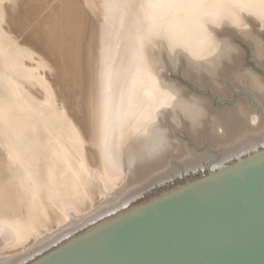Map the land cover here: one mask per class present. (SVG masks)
<instances>
[{
	"label": "bare ground",
	"instance_id": "6f19581e",
	"mask_svg": "<svg viewBox=\"0 0 264 264\" xmlns=\"http://www.w3.org/2000/svg\"><path fill=\"white\" fill-rule=\"evenodd\" d=\"M81 1L85 4V10L83 7L80 8ZM98 1L102 0H61L59 3H70V6L78 8L87 19L91 13H97ZM105 2L107 15L102 25V62L109 57L115 47L117 34L121 33L122 56L127 55L135 60L136 74L133 79L129 78V75L127 83L120 88L123 101L112 106L113 115L107 119V124L98 127L102 121L97 123L93 142L77 132L76 136H73V142L67 143L65 134L59 131L66 122L65 117H62L65 113L63 112L59 118L46 117L41 108L34 113L29 105L37 95L32 92L31 86H24V89L29 95L33 94L32 99L21 95L22 91L17 90L18 84L13 79L16 77H11L16 71L11 70L15 62L14 56L8 53H18L21 56L19 59L24 60L15 73L18 75L20 72V76L28 75L29 79L31 75L33 78L34 74L30 73L25 61L28 58L26 46L29 44H23L19 49L15 42L18 37L13 36L16 32L13 26L20 25V12L12 9L17 0H0V122L6 119L10 123L7 124L15 129V133L11 129L13 133L10 132L9 136L20 151L12 153L11 160L16 166V170H13L15 172L13 179L17 194L20 198L23 196L24 207L31 206L34 209V211L26 209L29 213L24 215L23 209L18 207L20 203H16V200H0V252L12 253L26 248L18 255L6 258L2 256L0 264H21L23 261L27 263L32 260L33 263L49 253L51 251L49 249L54 246H61L72 240L73 231L80 225L87 222L91 225L90 222L100 215H107L100 222L102 223L119 214L122 210L119 213L113 212L125 206L145 187L165 176L174 155L177 159H185L186 163H195V155H189L185 145L179 146L181 144L178 142L179 139L174 137L176 129L186 128L189 135L197 141L203 139V134L206 135L210 145L220 149L224 156L241 154L255 147L258 142L264 144V121L259 120L257 110L249 106L245 98H240L234 107L222 109L221 113L211 108L208 98L189 93L184 87L170 82L165 73L166 63L173 67L184 63L185 75L193 76L202 85L208 82L222 97L229 95L222 81L224 73H227L236 86L246 84L264 109V78L253 70L238 68L237 59L235 60V56H238L235 51L238 49L235 50L236 47L230 40L218 34L225 26L235 29L251 44L255 58L264 65V41L255 33V30L264 29V0H105ZM53 4L56 7V3ZM63 13L62 17L64 15L65 18L66 15ZM56 14L57 17H54L52 23L50 25L48 23L49 28L53 29L57 25L62 28L67 26L66 22V25L61 26L63 18L61 19L58 12ZM132 14L134 16H131ZM125 20L131 23L127 27L124 25ZM134 22H137L138 27L135 36L130 40L128 26H132ZM3 23L8 24L10 28L7 29ZM67 30L70 31V28ZM71 31L68 32L69 38L75 36ZM37 36L40 39L41 35ZM47 36L50 34L45 35ZM55 41L53 43L56 45L53 44V48L50 49L58 56L65 43L57 44ZM70 42L68 41L69 44ZM233 48L234 51L230 52L229 50ZM64 54L67 55L66 52ZM68 56L70 58L72 55ZM42 62L46 64L45 59ZM68 63L67 65L70 64ZM53 64L51 65L54 66ZM58 66L60 67V64ZM58 66L56 68H59ZM24 77L22 76V79ZM40 91L42 92V89ZM18 92L23 102L18 101L16 94ZM53 103L52 105L56 107L57 105ZM40 129L44 131L43 136H39L40 133L37 132ZM88 142H92V145L88 146ZM174 150L177 151L178 157L175 152L173 153ZM94 151L98 152L103 168L104 179H101L103 191L95 192L90 187L87 190L83 188L79 199H76L69 185L81 187L86 181L83 176L87 171L84 160L94 163ZM42 157L45 158L43 160L47 170L45 175L39 171ZM11 180L10 177V182ZM71 200H75L76 203L70 205ZM94 226L96 225L88 229Z\"/></svg>",
	"mask_w": 264,
	"mask_h": 264
},
{
	"label": "rangeland",
	"instance_id": "374dc122",
	"mask_svg": "<svg viewBox=\"0 0 264 264\" xmlns=\"http://www.w3.org/2000/svg\"><path fill=\"white\" fill-rule=\"evenodd\" d=\"M21 1H23V2L21 3ZM60 1L61 0H17V3H15V5L14 4L12 5V9H15L18 12H20V14H19L20 15V20H19L20 25L16 26V27L13 26V28H15V30H16V32H14L15 30L13 31L14 32L13 36L18 37V39L15 42H16V45L19 47V49L23 47V44H27V45L29 44L28 46H26V49L28 50V58L25 61H27L26 65H27V68L30 70V73L32 75L34 74L33 75L34 77L33 76L32 77L36 80L31 78V75H29V77H30V79H29L27 77L28 75L26 76L24 74H21V76H20L19 75L20 72L18 75H17V73H15L17 71V69L20 67V65H21L20 63L24 62V60L22 61L19 59L21 56H19L18 53H15V52H9L8 53V54H11L12 56H14L13 59L15 61L13 63L14 65H13L11 70H13V71L16 70V71L13 72L14 74H12L11 77L12 78H13V76L16 77L13 79H15V83L18 84L17 90H19V92L22 91L21 95L23 94V95L27 96L28 99L33 98V96H32L33 94L31 93L29 95V93H27V91H25V89H24V86H27V85L28 86L30 85L31 87L30 86L29 87L32 90V92H34L37 95V98H33V102L29 105V107L33 110V112L34 111L36 112L37 110L43 109L44 113H45L44 115L46 117H49V118H59L65 113L62 117H65L66 122L63 123L61 128H59V131L65 134L64 138L67 140L66 141L67 143H68V141L73 142L72 141L73 136L75 137L77 132L82 134V136L84 138L93 142V139L95 138V134H96V130H97V123H100L102 121V123L98 124V127L100 125H101L100 127H104L107 124V122H108L107 119L113 115L112 114L113 113L112 106L118 105L120 102L123 101L121 99L122 94L120 92V90H121L120 88L125 83H127L129 75H130L129 78L133 79L134 74H136L135 71L137 68H135L136 67L135 66V60L133 58H130V56H127V55L124 57L122 56V53H121V46H122L121 41L122 40L120 39L121 33L117 34L118 36L116 38L117 41H115V47L112 50V52H110L109 57H106L102 62V58H101L102 25H103L104 18H106V15H107V6H106L105 0L97 2V4H96L97 5V13L96 14L91 13L87 19L82 15V13L79 11L78 8L77 9L73 8V6H70L71 5L70 3H68L69 5L67 3L66 4L59 3ZM65 1H67V0H65ZM53 3H56V7H55V4H53ZM79 4H80V8L83 7L82 9H84V10L86 9L84 2L81 1V2H79ZM62 5H64V7ZM57 6H61V7H57ZM65 6H67V7H65ZM26 7H28V8H26ZM30 7H33V8H30ZM52 7H54V8L51 9ZM56 8H58V9H56ZM59 8L60 9L63 8L62 11ZM22 9L24 10V12H22L23 11ZM51 10H52V12H51ZM63 10H64V13L67 17V18L65 17L66 20L64 18V15L62 17ZM76 10H77V12H76ZM47 11H50V13ZM57 12H58V15L61 16V19L62 18L64 19V20L62 19V21H61V26L66 25V23H67V26L62 28V27H58L60 25H57L56 27H58V28H56V27L53 29L49 28L50 23H52V21L57 17V14H56ZM59 12H61V14H59ZM53 13H54V16H53ZM131 16H134V15L132 14ZM121 18H122V16H121ZM58 19H60V18H58ZM72 19H74V20H72ZM60 20H58V21L60 22ZM128 20H125V24H124L125 27H127V25L131 24ZM24 21H25V23H24ZM63 21H64V23L65 22L66 23L64 24ZM48 23H49V25H48ZM71 23H73V24H71ZM3 24L6 25L7 29L10 28L8 24H6V23H3ZM132 24H133L132 26H128V37H130V40H131V38H133L135 36L136 31H137V27H138L137 22H134ZM26 25H27V27H25ZM42 25H44L45 27ZM73 27H75V28H73ZM69 28H70V31L72 30L71 34H73V36L75 35L73 38H69L68 32L70 33V31L67 30ZM57 29H58V31H57ZM62 31L65 33H62ZM60 33H62L61 36L63 35L64 37H61ZM133 33H134V35H133ZM255 33L262 41H264V29L260 28V29H258V31L255 30ZM38 34H39V36L41 35L40 39L37 36ZM47 34L48 35L50 34L51 37L50 36H49L50 38L48 36L45 37V35H47ZM218 34H220L221 37L224 36L225 38L230 40L232 45L233 46L235 45V47H236V48L234 47L235 50L238 49L237 52L235 51V53L238 55V56H235V60L237 59L236 65H239L238 68L253 70L255 73H257L262 78H264V65L260 64L257 61V59L254 56L253 48L248 41L244 40L235 31V29H233L229 26H225L223 31L218 32ZM18 35H20V36H18ZM30 35H32V36H30ZM57 35H58V39L60 41L58 39H56ZM66 35H68V36H66ZM65 36L67 39L65 38ZM54 38L56 39V41ZM61 38L62 39L65 38V39L62 40ZM26 39H27V42H26ZM49 41H51V42H49ZM54 41L57 42V44L60 42L65 43V44L63 43L64 47L62 46V48H61L60 55L62 58L60 57V55L57 56L55 54V52L51 51L53 46L56 45V43L55 44L53 43ZM68 41L69 42L71 41L70 44L68 43ZM74 45H76V46H74ZM11 46L13 47V45H9V47H11ZM67 47H68V50H67ZM64 48H66V49L64 50ZM234 48H233V50H231L232 49L231 48L229 51L233 52ZM19 49H17V50L19 51ZM69 51H70V53H69ZM64 52H66L67 55H65ZM70 54L72 56H70V58H69L68 55H70ZM57 57H58V59H57ZM59 57H60V59H59ZM77 57H79V58H77ZM64 58L65 59L67 58L70 62L67 59H66L67 61L64 60ZM74 58H75V60H74ZM44 59H45L46 64H44V62H42ZM47 59H48V61H47ZM53 61H54V64L56 66L53 64ZM67 63L69 65H67ZM51 64H53L54 66H52ZM57 64L58 65L60 64L61 68ZM181 64L182 63L177 65L176 66L177 68H176V67L171 66L170 63H168V64L166 63L165 69L167 70V72H165V73H166V76L168 75L167 78L169 79L170 82H173L174 84L179 85L180 87L181 86L184 87V89H187L186 91H188L189 93L203 95L204 97L208 98V100L211 102V108H213L214 110H217L221 113H222V109L224 110L226 107H229V106L234 107L235 104L239 101V99L243 97V98H245V100L247 101L249 106H251L253 109L255 108V111L257 110V115L259 117V120L264 121V109H263L262 105L253 96L252 91L248 88V86L246 84L242 83V85H239V87H238L233 83L231 76L227 75V73H224L222 81H223L225 87H227L229 95L222 97L221 95H219L217 93V91H215V89H213L211 87V85L208 82H205V84L202 85L200 82L195 80V78L193 76L188 77V75H185L184 74L185 64L183 63L182 64L183 66ZM168 65H169V67L170 66L171 67L169 68ZM57 66L59 68H56ZM23 69H24V67H23ZM60 70H61V72H60ZM62 73H64V74H62ZM22 76H25V77L22 79ZM28 79L30 82L28 81ZM34 81H36V82H34ZM39 81H40V83H38ZM46 81L48 83H50V85ZM42 84H43V86H42ZM70 86H71V88H70ZM48 87H49V89H48ZM38 88H40V89H38ZM41 89H42V92L40 91ZM19 92L16 93L17 96L20 95ZM45 92L48 94H46ZM70 92H73V93H70ZM43 93H45V94H43ZM55 97H57V98H55ZM46 99L48 100V102H46L47 101ZM55 99H56V101H55ZM18 101L23 102L24 100L22 99L21 96H18ZM53 101H54V103H53ZM69 102H70V104H68ZM52 103L54 105H57L56 106L57 108L55 106H53ZM71 103H72V105H71ZM104 103L106 105H104ZM52 106L55 108L53 109ZM63 109H64V111H63ZM100 109H101V111H103V110L104 111L101 112ZM58 111H60V112H58ZM2 119L3 118H1V120ZM7 123H9V122L6 119H4V122H3V120L0 122V180H1L0 181V190H1L0 191V196H1L0 200H16V203H20V205L18 204V207L21 210L23 209L22 213L24 215H27L30 211L29 209H31L32 211H34V209H32L31 206L30 207H28V206L24 207L23 196H21V198H20V195L17 194V191H16V186H15V182H14L15 179H13V178H15V172L14 171L16 170V166L13 165V160H11V159H13L12 153L17 152L18 150L20 151V149L17 148L15 146V142H13V140L10 139L9 135H10V132H12L11 129L13 130V128L11 126H9L10 123L9 124H7ZM79 127H81V128H79ZM14 130H13V132H14ZM16 131H18V130H16ZM37 132L40 133L39 136L40 135L43 136V134H44V131L41 129ZM46 133H47V131H46ZM174 135H175L174 137H176L177 140L179 139L178 140L179 144L183 143V145L180 144L179 146L185 145L184 147L186 148V150H188L187 153L189 155L190 154L195 155V157H196L195 163H186L185 159H177L174 155L173 157L175 159L172 158L171 167H170L169 171H167L165 176H163L162 178L151 183L148 187H145V189L141 190V192L139 194L133 196L130 199V201H128L125 204V206H121L120 208H118L113 213H115V212L119 213V211H121V210L124 211L125 208L127 209L128 207H131L132 205H134L138 202H141L147 198H150V197L157 195L163 191H166L170 188H173L179 184H182L186 181H189L195 177H198L204 173H207V172L214 170L220 166H223L227 163H230L236 159H239L243 156H246L252 152H255L261 148H264V144H262L261 142L260 143L258 142L257 145H255V147H253L250 150L244 151L241 154L239 153V154L224 156L221 153L220 149L215 148V147L210 145L209 141L206 139V135H204V134L202 135L203 139L201 141H197L193 137H191L186 128L176 129L174 131ZM92 142H88V146H91ZM89 148H91V147H89ZM42 152L45 153L44 151H42ZM176 152H177L176 150L173 151L174 154H176ZM97 153H98L97 151H94V163H90L89 160H84L85 166L87 167V171H85L83 174L86 181L83 182L82 186L81 187H77V186L73 187V186L69 185L71 188L70 191L75 196L76 199H79V197L81 195V190L83 188H84V190H87L90 187V189L92 191H95V192L103 191L102 187H101V179H104V173L102 172L103 168L101 166V160L99 159V156ZM19 154H22V153H19ZM176 156L178 157V154H176ZM44 159H45L44 157L41 158L42 161L39 163L40 164L39 171L40 172L42 171V174L45 175V174H47L46 173L47 170L45 168L46 166L44 165L45 164L43 161ZM19 161L22 162V160H19ZM43 167H44V169H43ZM11 173H13V174H11ZM8 175H10V176H8ZM10 177L12 178V180H11L12 183L10 182ZM6 183H8L9 185H7ZM12 185H13V189H12ZM10 192H11V194H9ZM7 194H8V196H7ZM12 195H15V196H12ZM45 198H46V196H45ZM40 201L42 203V200H40ZM69 203H70V205H74L76 202H75V200H71V201H69ZM26 209L29 211H27ZM105 217H107V215H103V216L100 215V216L96 217L93 221H91L90 224L92 223L91 224L92 226L98 225L97 223L100 224V222L103 221ZM86 224H87V226H86ZM91 225H89L88 222L80 225L81 228L78 227L79 229L76 228V230L73 231V233H72L73 236L77 237L80 234L84 233L85 231L89 230L88 228L92 227ZM40 230H41V228H40ZM56 247H58V246L56 245ZM56 247L54 246L53 248L49 249V251L52 249H55ZM25 250H26V248L25 249L22 248L18 251H14L12 253H1L0 252V258H3L4 256H5L4 258H6V257L18 255L19 253L24 252ZM32 261H29L27 263L26 262L24 263V261H23L22 263L23 264H30Z\"/></svg>",
	"mask_w": 264,
	"mask_h": 264
},
{
	"label": "water",
	"instance_id": "95a60500",
	"mask_svg": "<svg viewBox=\"0 0 264 264\" xmlns=\"http://www.w3.org/2000/svg\"><path fill=\"white\" fill-rule=\"evenodd\" d=\"M30 264H264V148L138 202Z\"/></svg>",
	"mask_w": 264,
	"mask_h": 264
}]
</instances>
